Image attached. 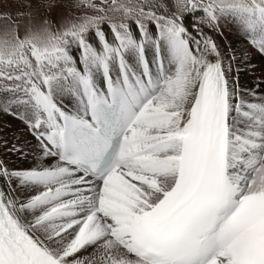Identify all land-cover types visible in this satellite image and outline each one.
I'll use <instances>...</instances> for the list:
<instances>
[{
	"label": "snow or ice",
	"instance_id": "1",
	"mask_svg": "<svg viewBox=\"0 0 264 264\" xmlns=\"http://www.w3.org/2000/svg\"><path fill=\"white\" fill-rule=\"evenodd\" d=\"M35 2L0 29L34 142L0 158V264H264V97L216 38L264 57V0Z\"/></svg>",
	"mask_w": 264,
	"mask_h": 264
},
{
	"label": "rangeland",
	"instance_id": "2",
	"mask_svg": "<svg viewBox=\"0 0 264 264\" xmlns=\"http://www.w3.org/2000/svg\"><path fill=\"white\" fill-rule=\"evenodd\" d=\"M60 2L62 5H65V6L56 7L52 10L51 15L54 19L60 18L62 15H65L69 11V8L67 7V5L69 4L70 0H60ZM94 2L99 4V0H94ZM29 5H31V7H29ZM171 7H172L171 10L175 11L174 0H171ZM36 9H37V5H36L35 0H0V29L10 25V23H11V21L9 19H6L5 17L10 16L12 20H15V19H17L18 13H20V12L26 13L29 11L35 12ZM185 23H189L188 27H189V30L191 31L192 30L191 25L193 23H195V20L193 18H187ZM205 31H208V30L205 29ZM229 34L232 36H235L237 38L238 43H239L240 39L237 37L235 32H233L230 29ZM240 42H241V44L237 43V47L242 49V50L239 49L241 54H239V56H237V57L239 58V70H240V72L244 73V76H243V79L238 78L239 82H240V80L241 81L243 80L241 83H242V85L245 86L244 89H247V83H249V82L247 80H244V78L247 75H250L252 73L253 75H255V78L257 80V84L262 85L261 86L262 91L260 93L264 94V57L260 56L254 50L248 48V46L243 41L240 40ZM243 45H244V50L242 47ZM245 49H248L251 51L249 54L246 50V52L248 53L247 56H245ZM253 59H254V62H253ZM245 60H247V61H245ZM248 63L251 65H249ZM249 78H250V76H249ZM258 82H260V83H258ZM254 83L256 84V82H254ZM249 92H250V89H249ZM7 117H9V116H7ZM20 127H21L22 138L23 139L29 138L30 136L26 132L24 126L21 124ZM32 143H34V142L31 141L30 144H32Z\"/></svg>",
	"mask_w": 264,
	"mask_h": 264
},
{
	"label": "bare ground",
	"instance_id": "3",
	"mask_svg": "<svg viewBox=\"0 0 264 264\" xmlns=\"http://www.w3.org/2000/svg\"><path fill=\"white\" fill-rule=\"evenodd\" d=\"M165 2L168 4L169 8L172 9L171 0H165ZM188 25H189V23H186L187 27H188ZM105 31H108L107 26H105ZM229 31H230V28L225 27L223 36L216 37L217 42L220 43L223 48H228V47L234 48L236 50L237 56H239V54H241L240 50H242V49L237 47V43H238L237 38L235 36L230 35ZM238 44H241L240 40H239ZM242 47L244 50V45ZM246 50L250 54L251 51L248 49H245V52H246ZM247 60H245V61H247ZM253 62H254V59H253ZM249 65H251V64H249ZM243 76H244V73L240 72V70H239L238 71V78L243 79ZM249 76H250V78H249ZM244 80H247L249 82V83H247V89L248 90L250 89V92L255 93L256 99L264 97V94L260 93L262 91V87H261L262 85L257 84V80L255 78V75H253L251 73L250 75H247L244 78ZM242 81L240 80L239 84H240L241 88L244 89L245 86L242 85V83H241ZM254 82H256V84ZM258 83H260V82H258ZM249 98H251V97L249 96ZM20 126H21V124L17 120L13 119L12 117H7L6 115L0 116V158L7 160L10 165H13L16 167H24L26 165L32 164L31 159L23 160V159L15 156L14 154H10L6 151V149L8 147H11L13 144H17L19 146H24L25 150L29 151L27 145L30 144V142L32 140L30 137L27 139L22 138ZM5 142H7V143L5 144Z\"/></svg>",
	"mask_w": 264,
	"mask_h": 264
}]
</instances>
